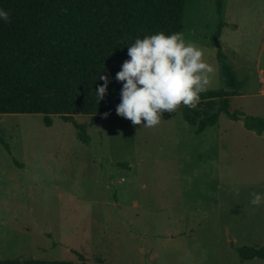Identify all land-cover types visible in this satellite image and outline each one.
I'll use <instances>...</instances> for the list:
<instances>
[{
  "label": "rangeland",
  "instance_id": "obj_1",
  "mask_svg": "<svg viewBox=\"0 0 264 264\" xmlns=\"http://www.w3.org/2000/svg\"><path fill=\"white\" fill-rule=\"evenodd\" d=\"M180 32L214 69L207 89L226 88L220 50L241 82L230 110L264 118V0H185ZM183 106L154 127L0 114V258L238 264L237 247H263L264 206L250 200L264 193V132L221 114L196 133Z\"/></svg>",
  "mask_w": 264,
  "mask_h": 264
},
{
  "label": "trees",
  "instance_id": "obj_2",
  "mask_svg": "<svg viewBox=\"0 0 264 264\" xmlns=\"http://www.w3.org/2000/svg\"><path fill=\"white\" fill-rule=\"evenodd\" d=\"M184 4L185 0H0V8L10 14L8 22L0 21V114H43L48 126L51 115L66 121L89 115L94 121L105 113L117 114L122 82L116 74L130 59L128 47L146 35L180 32ZM217 7L220 13L219 2ZM217 59L226 88L201 93L196 108L183 106V119L200 133L225 114L262 134L263 117L230 110L229 98L239 94L241 82L220 50ZM99 75L110 83L97 103L95 91L104 83ZM78 134L88 142L82 128ZM0 142L10 153L1 128ZM237 250L238 264L264 258V246ZM0 264L74 263L13 257L0 258Z\"/></svg>",
  "mask_w": 264,
  "mask_h": 264
},
{
  "label": "clouds",
  "instance_id": "obj_3",
  "mask_svg": "<svg viewBox=\"0 0 264 264\" xmlns=\"http://www.w3.org/2000/svg\"><path fill=\"white\" fill-rule=\"evenodd\" d=\"M9 19V12L0 8V21ZM128 56L116 74V80L122 82L116 113L143 127L158 125L164 111L171 113L181 104L196 108L214 71L205 62L203 50L186 40L183 32H157L137 38L128 47ZM99 79L104 83L95 91L97 103L110 83L107 76L99 75ZM250 203L264 206V193L253 192Z\"/></svg>",
  "mask_w": 264,
  "mask_h": 264
},
{
  "label": "water",
  "instance_id": "obj_4",
  "mask_svg": "<svg viewBox=\"0 0 264 264\" xmlns=\"http://www.w3.org/2000/svg\"><path fill=\"white\" fill-rule=\"evenodd\" d=\"M213 41H214L216 47H219V42H218V38H217V36H215V37L213 38Z\"/></svg>",
  "mask_w": 264,
  "mask_h": 264
}]
</instances>
